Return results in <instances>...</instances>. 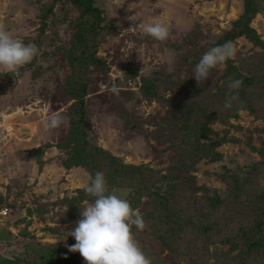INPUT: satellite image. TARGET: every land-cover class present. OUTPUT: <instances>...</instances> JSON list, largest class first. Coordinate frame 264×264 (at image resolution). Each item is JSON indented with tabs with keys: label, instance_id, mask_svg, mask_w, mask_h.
Returning a JSON list of instances; mask_svg holds the SVG:
<instances>
[{
	"label": "rangeland",
	"instance_id": "rangeland-1",
	"mask_svg": "<svg viewBox=\"0 0 264 264\" xmlns=\"http://www.w3.org/2000/svg\"><path fill=\"white\" fill-rule=\"evenodd\" d=\"M0 28L39 49L0 72V264H85L68 246L97 171L143 216L152 264H264V0H0Z\"/></svg>",
	"mask_w": 264,
	"mask_h": 264
},
{
	"label": "clouds",
	"instance_id": "clouds-1",
	"mask_svg": "<svg viewBox=\"0 0 264 264\" xmlns=\"http://www.w3.org/2000/svg\"><path fill=\"white\" fill-rule=\"evenodd\" d=\"M142 32L161 42L170 37L169 27L160 22L145 24ZM236 53L237 49L231 41L205 52L192 70L197 86H203L213 69L223 67L229 59H235ZM38 55L36 44H26L0 28V72L15 74ZM242 86V80H230L224 108L233 107ZM111 92L119 95L115 85ZM63 123L62 116L53 114L44 121V126L51 130ZM83 190L94 200L81 208V218L70 231L76 243L69 245V250L79 252L85 264H152L151 257L143 251L133 231V228L142 231L147 226L139 210L134 209L127 199L109 192L105 174L101 171L96 172Z\"/></svg>",
	"mask_w": 264,
	"mask_h": 264
},
{
	"label": "trees",
	"instance_id": "trees-1",
	"mask_svg": "<svg viewBox=\"0 0 264 264\" xmlns=\"http://www.w3.org/2000/svg\"><path fill=\"white\" fill-rule=\"evenodd\" d=\"M76 4H81V2H83V0H73ZM94 9H97V8H94ZM98 11V9L96 10ZM84 117H81V120H83ZM111 159L115 158V156L110 153L109 154ZM133 167L136 168V166H132V165H125L123 167H120V169L123 171V172H128L129 169H134ZM173 216V215H172ZM254 245L257 246V245H262V243H259V242H254Z\"/></svg>",
	"mask_w": 264,
	"mask_h": 264
},
{
	"label": "built area",
	"instance_id": "built-area-1",
	"mask_svg": "<svg viewBox=\"0 0 264 264\" xmlns=\"http://www.w3.org/2000/svg\"><path fill=\"white\" fill-rule=\"evenodd\" d=\"M9 212V207L8 206H4L3 209L1 210V213L4 215H7Z\"/></svg>",
	"mask_w": 264,
	"mask_h": 264
},
{
	"label": "water",
	"instance_id": "water-1",
	"mask_svg": "<svg viewBox=\"0 0 264 264\" xmlns=\"http://www.w3.org/2000/svg\"><path fill=\"white\" fill-rule=\"evenodd\" d=\"M24 131H31L30 128H23Z\"/></svg>",
	"mask_w": 264,
	"mask_h": 264
},
{
	"label": "bare ground",
	"instance_id": "bare-ground-1",
	"mask_svg": "<svg viewBox=\"0 0 264 264\" xmlns=\"http://www.w3.org/2000/svg\"><path fill=\"white\" fill-rule=\"evenodd\" d=\"M23 128H27V127H23ZM32 130V129H31Z\"/></svg>",
	"mask_w": 264,
	"mask_h": 264
}]
</instances>
